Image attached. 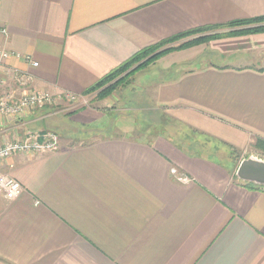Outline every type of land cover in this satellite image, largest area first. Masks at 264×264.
Here are the masks:
<instances>
[{"label":"crops","instance_id":"crops-1","mask_svg":"<svg viewBox=\"0 0 264 264\" xmlns=\"http://www.w3.org/2000/svg\"><path fill=\"white\" fill-rule=\"evenodd\" d=\"M260 16L264 0H0V46L38 62H6L31 77L28 91L84 94L164 39ZM207 44L183 53L195 58ZM209 45L197 66L157 62L153 102L175 133L130 128L86 142L105 116L96 108H46L1 125L52 130L57 141L0 161L23 186L0 195V264H264V189L231 162L264 140V66H232L264 57V32Z\"/></svg>","mask_w":264,"mask_h":264},{"label":"rangeland","instance_id":"rangeland-1","mask_svg":"<svg viewBox=\"0 0 264 264\" xmlns=\"http://www.w3.org/2000/svg\"><path fill=\"white\" fill-rule=\"evenodd\" d=\"M221 29L224 28L216 29L213 31V33ZM207 33H211V32H207ZM195 37H198V34L190 35V37H184L182 39L174 41L173 43H171V45H168L167 47H171L174 50H171L170 52L166 53L164 56L152 62L147 67L138 66L139 68L137 67L135 72L128 75V78L124 79L121 86H119L117 90L113 91L108 97H105L103 99H98L97 93H92L87 95L85 94L83 96L88 99V104H85L83 106L78 105L76 106V108L73 109L70 108L69 110L63 111V113L73 114L79 111L80 109L96 108L95 110L102 111L103 115L105 114L103 119H101L96 124H94L92 129L90 128L88 130L86 136L89 137L86 139V142L95 141L97 137L100 138V136H103L104 134L122 135L124 133L123 131L130 128L133 129V132L138 134L148 131L150 133H154V132L156 133L162 131L163 129L172 131L173 133H175L174 131H179L178 125L170 128L171 126L169 125L170 124L169 121L172 120L168 117L166 118L164 115L160 114V112L156 110V106L154 105L153 96H152L153 85L156 81L164 77L162 76L163 74L160 72V70H162V67L159 64H157V62L163 57H167V56L171 57L169 58V62H170L171 59L174 57L182 59V56H185V60L183 59L181 62L178 63L177 62L171 63V64H175L177 69L179 66H181L183 69L209 62L208 58L212 54L211 52H213L212 50H210L211 48L209 47L210 46L209 43L215 38L210 39L209 41L204 43L196 44L194 46H188V47L182 46L187 42L192 41V39H194ZM204 44L208 45L207 48L204 49V51L201 52V54L195 58L190 59L188 58V55L186 53H183L194 49V47L201 48L203 47ZM165 48L160 49V51L164 50ZM175 53H177V55L173 56V54ZM214 53L217 54L218 52H214ZM251 59H253V63L252 62L249 63V60L248 62L233 61L232 66L250 65L251 67L254 66L259 68L264 66V57L262 56L259 57L258 55H256V58L253 57ZM214 60L215 62L218 61L216 59ZM136 66L137 65H134L133 68H135ZM175 71L176 70L174 69V72ZM174 72L172 71L171 73H168L165 76H172L176 74ZM68 103H69L68 101H62L57 106L63 108L65 107V105H68ZM46 108H48L49 110H53V109L56 110V107L49 106L30 112L26 116L28 117L29 114L31 115L36 111L47 113L49 110H47ZM25 117L21 118V120H24ZM0 118L2 119L0 120V145L5 142H9V140H13V139L21 140L22 138L25 137V133L29 131L28 129L25 128L24 125L19 129L15 130V132H10L8 129L4 127L2 128L1 126L4 122H8L10 119H6L7 117H0ZM34 131H37V133L41 134L40 138L42 139L43 136L47 134L45 132H47L48 129H41V131L39 129ZM179 137L180 136L178 135L177 138ZM181 139H183V137ZM249 150L250 151L245 154L234 153L233 158L231 157V162L234 163V165L238 168L241 161L246 159L247 157L255 156L264 159V152H262L261 150H257L256 148ZM46 151L47 150H45L44 152ZM207 154L211 155L209 154V152H207Z\"/></svg>","mask_w":264,"mask_h":264},{"label":"built area","instance_id":"built-area-1","mask_svg":"<svg viewBox=\"0 0 264 264\" xmlns=\"http://www.w3.org/2000/svg\"><path fill=\"white\" fill-rule=\"evenodd\" d=\"M0 35H8V29L0 25ZM10 57L20 58L34 67L38 66L30 55L11 51L0 46V117L6 119H21L28 113L45 107H58L62 101H68L63 109L69 110L76 106L88 104V99L83 95L73 93L51 94L49 91L30 90L31 77L19 68H12L6 65ZM0 120H2L0 118ZM41 139V134L37 131L29 130L21 140H9L0 145V161L7 159L18 153H40L45 150H53L57 141V136L53 131H47ZM173 173H177L174 169ZM23 186L11 175L0 173V195L4 198L12 199L21 194Z\"/></svg>","mask_w":264,"mask_h":264},{"label":"trees","instance_id":"trees-1","mask_svg":"<svg viewBox=\"0 0 264 264\" xmlns=\"http://www.w3.org/2000/svg\"><path fill=\"white\" fill-rule=\"evenodd\" d=\"M226 27H240V29H236L234 31L228 33H213L214 30ZM211 32V33H207ZM255 32H264V16L250 18V19H243V20H236L230 22L225 25L219 26H205L195 30L188 31L186 33L180 34L168 38L167 40L147 48H144L137 52L134 56H132L129 60L123 62L122 64L118 65L113 71L109 74L104 76L103 78L99 79L94 85L89 87L84 94H92L97 93L98 99H103L108 97L113 91L117 90L119 86H121L122 82L125 78H128V75L135 72L136 68L144 67L150 65L152 62L156 61L157 59L164 56L166 53L174 50L171 47H167L171 45L176 40L182 39L184 37H190V35H197L192 39V41L187 42L186 44L182 45L183 47L194 46L199 43H204L209 41L213 38H218L223 35L228 34H244V33H255ZM167 47V48H165ZM165 48L164 50H161ZM139 64V65H138ZM134 65H137L135 68ZM138 67V68H139ZM132 71V72H131ZM52 131V130H49ZM205 144V143H204ZM255 148L257 150H261L264 152V140H257L255 144ZM221 149H217L216 151H220ZM248 185L264 189V186H260L254 183L246 182Z\"/></svg>","mask_w":264,"mask_h":264},{"label":"water","instance_id":"water-1","mask_svg":"<svg viewBox=\"0 0 264 264\" xmlns=\"http://www.w3.org/2000/svg\"><path fill=\"white\" fill-rule=\"evenodd\" d=\"M236 176L242 181L264 186V159L250 156L242 160Z\"/></svg>","mask_w":264,"mask_h":264}]
</instances>
